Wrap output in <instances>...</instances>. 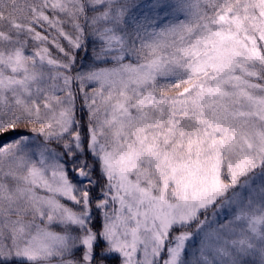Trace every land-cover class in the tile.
Returning a JSON list of instances; mask_svg holds the SVG:
<instances>
[{
	"label": "snow or ice",
	"instance_id": "obj_1",
	"mask_svg": "<svg viewBox=\"0 0 264 264\" xmlns=\"http://www.w3.org/2000/svg\"><path fill=\"white\" fill-rule=\"evenodd\" d=\"M0 264H264V0H0Z\"/></svg>",
	"mask_w": 264,
	"mask_h": 264
}]
</instances>
